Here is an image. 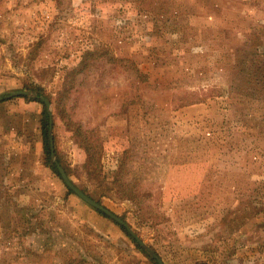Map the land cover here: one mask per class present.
<instances>
[{
	"label": "rangeland",
	"instance_id": "374dc122",
	"mask_svg": "<svg viewBox=\"0 0 264 264\" xmlns=\"http://www.w3.org/2000/svg\"><path fill=\"white\" fill-rule=\"evenodd\" d=\"M259 54L264 0H0V264H157L48 166L42 104L9 97L37 90L67 177L163 264H264Z\"/></svg>",
	"mask_w": 264,
	"mask_h": 264
},
{
	"label": "trees",
	"instance_id": "16d2710c",
	"mask_svg": "<svg viewBox=\"0 0 264 264\" xmlns=\"http://www.w3.org/2000/svg\"><path fill=\"white\" fill-rule=\"evenodd\" d=\"M96 52H93V51H86L85 53H83V56H82V60L80 61L79 65H78V68L72 70L71 72H69V74L66 76V81H65V85H64V93L67 92L65 90V88L67 89L68 88V85H70V88L72 86V84L74 83V78L73 76L75 77L76 75L80 74V73H83L85 70L88 69V63L87 61L89 59H93V57H96ZM261 59L259 62L261 61H264V55H252V56H248L246 58H244L241 62V66L239 67V74L240 75H243V76H249L250 75V71H249V68L252 66L253 62H255L253 59ZM70 88L68 89V91L70 90ZM37 92L39 93L38 95H40L41 91L40 90H37ZM27 99V98H26ZM48 99L51 101V98L48 97ZM32 101H36L40 104H42L43 106V109H42V114H41V120H40V132H41V136H42V143H43V147H44V152L46 153V155L49 156L50 154V147H49V115H48V112H47V109L45 107V104L44 102H42L41 100L39 99H32ZM57 112L59 111L58 110V105H57ZM77 132V131H76ZM87 132L82 133L80 131V129H78V135L80 137H82V140L84 141V149L86 151V154L90 160V162L92 163L93 159H95V155H96V151H95V147L93 145V143H91V138L90 136H87ZM55 150V149H54ZM48 166L54 171V173L57 174V176L60 177V174L55 166V164H48ZM65 170V168H64ZM65 172H67L65 170ZM118 177L120 176V173L118 172L117 173ZM117 182L114 181L113 184L117 185L116 184ZM68 192L73 194V192L71 190L68 189ZM117 195L120 197V198H125V199H128V200H131L133 201L134 200V193H128L127 192H121L119 191L117 193ZM96 210V209H94ZM100 215L104 216L105 218H108L105 214H103L102 212L96 210ZM116 225H118L124 232L125 234L132 240V242L136 243V241L132 238V236L126 231V229L119 225L118 223L114 222ZM136 247L142 251L143 253H145L146 255H148L146 252H144L142 250V248L136 244ZM152 259V258H151ZM154 261V259H152ZM155 262V261H154Z\"/></svg>",
	"mask_w": 264,
	"mask_h": 264
},
{
	"label": "water",
	"instance_id": "95a60500",
	"mask_svg": "<svg viewBox=\"0 0 264 264\" xmlns=\"http://www.w3.org/2000/svg\"><path fill=\"white\" fill-rule=\"evenodd\" d=\"M9 97H32L34 99H39L42 102H44L45 107H46L47 112H48V115H49V136H48V138H49V147H50V158H51L53 164H55V166H56V168L60 174V177H61L62 181L64 182V184L66 185V187L69 190H71L76 196H78L81 200H83L85 203H87L88 205H90L94 209L102 212L103 214H105L107 217H109L114 222L123 226L126 229V231L132 236V238L136 241V243L144 251H146L148 254H150L155 259L157 264H163L161 262V260L131 231L129 226L122 219H120L118 216L114 215L111 211H109L108 209H106L105 207H103L102 205L97 203L95 200L90 198L88 195L83 193L67 177L64 169L58 164V162L55 159L54 144H53V137H52V115H51L50 110H49L50 103H49L48 99L41 97L38 94L30 92V91L12 92L9 95ZM2 99L3 98L0 97V102L2 101Z\"/></svg>",
	"mask_w": 264,
	"mask_h": 264
}]
</instances>
